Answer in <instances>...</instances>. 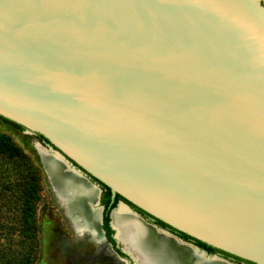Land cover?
Listing matches in <instances>:
<instances>
[{
    "label": "water",
    "instance_id": "95a60500",
    "mask_svg": "<svg viewBox=\"0 0 264 264\" xmlns=\"http://www.w3.org/2000/svg\"><path fill=\"white\" fill-rule=\"evenodd\" d=\"M67 2L0 0V117L97 188L103 242L91 179L111 202L264 264V0ZM115 207L113 238L135 264Z\"/></svg>",
    "mask_w": 264,
    "mask_h": 264
},
{
    "label": "bare ground",
    "instance_id": "6f19581e",
    "mask_svg": "<svg viewBox=\"0 0 264 264\" xmlns=\"http://www.w3.org/2000/svg\"><path fill=\"white\" fill-rule=\"evenodd\" d=\"M38 145L35 144V150L51 179L60 186L64 185L68 192L66 199L59 191L58 199L74 230L88 233L92 242H103L98 228L100 211L97 188L73 170L63 165L58 166L50 152ZM72 202L78 206L77 210L72 208ZM111 219L119 241L135 264H229L214 257L205 258L206 256L197 254L189 245L143 223L121 204L114 208Z\"/></svg>",
    "mask_w": 264,
    "mask_h": 264
},
{
    "label": "rangeland",
    "instance_id": "374dc122",
    "mask_svg": "<svg viewBox=\"0 0 264 264\" xmlns=\"http://www.w3.org/2000/svg\"><path fill=\"white\" fill-rule=\"evenodd\" d=\"M0 133L9 136L39 170L41 189L36 209V220L39 226V251L35 264H130L128 261L118 258L105 241L92 242L88 233L74 230L71 222L65 216L64 210L57 202L43 172L34 147L39 143L35 136L25 130L17 129L1 119ZM3 168L4 166H0V250L9 248L20 251L15 238L16 224L20 214L12 204L13 197L6 198L10 192L4 191L3 195L1 189L3 183L12 180L13 177L5 178V173H2Z\"/></svg>",
    "mask_w": 264,
    "mask_h": 264
},
{
    "label": "trees",
    "instance_id": "16d2710c",
    "mask_svg": "<svg viewBox=\"0 0 264 264\" xmlns=\"http://www.w3.org/2000/svg\"><path fill=\"white\" fill-rule=\"evenodd\" d=\"M0 119L8 124L13 125L15 128L23 131L25 130L20 125H17L7 119L0 117ZM38 141H41L45 144L48 142L39 135H34ZM0 166H4L2 173H5V178L13 177L12 180H8L3 183L1 186L2 193L4 195L5 192H10V195L6 197L9 199L13 197V206L16 211L20 214L19 221H17L16 229L17 232L15 238L17 239L16 243L19 249H9L4 248L0 250V264H35L38 259V251H39V243H38V233L39 226L36 220V209L37 203L40 199L39 192L41 189V178L39 174V170L37 166L33 164L31 159L22 151V149L17 146L9 136L0 133ZM94 183H96L102 190L101 193V206H104V211L102 214V229L105 232V236L108 238L109 243L113 246V249L120 256L129 259L127 255H125L117 243V241L113 238L114 231L110 227V219L109 213L110 210L115 207L118 202H123L135 212H137L144 219H149L155 222L158 226L169 230L170 232L176 234L177 236L187 240L189 242H193L211 252L220 253L226 257H230L237 262H245L251 264L250 262L243 261L239 258L230 256L226 253L220 252L216 249H213L204 243H201L191 237L178 232L167 225L161 223L160 221L153 219L145 212L140 209L134 207L124 199H122L119 195H116L113 201L111 202V194L108 187L99 183L95 179H91ZM116 246V248H115Z\"/></svg>",
    "mask_w": 264,
    "mask_h": 264
},
{
    "label": "flooded vegetation",
    "instance_id": "af4514ba",
    "mask_svg": "<svg viewBox=\"0 0 264 264\" xmlns=\"http://www.w3.org/2000/svg\"><path fill=\"white\" fill-rule=\"evenodd\" d=\"M42 145H44V146H46L47 144H45V143H43V142H41V141H39ZM92 181V180H91ZM93 182V181H92ZM101 193H102V190H101ZM100 200H101V197H100ZM100 205H101V203H100ZM103 206V205H102ZM104 207V206H103ZM148 222H150V223H152V224H155V222H153L152 220H149V219H146ZM157 227H159V228H161V229H163V230H166V231H168V232H170L169 230H167V229H165V228H162L161 226H158L157 224H155ZM170 233H172V232H170ZM172 234H174V233H172ZM175 236H177L176 234H174ZM178 238H180L182 241H184V242H187V243H189V244H192L193 246H195V247H197L198 248V250L200 251V252H204V254H205V256H203L202 254H200V253H198L197 251H195L193 248H191V247H189V248H191V249H193L197 254H199V255H201V256H203V257H205V258H213L214 256H217V257H220V258H223V259H225V260H227V261H229V262H231V263H233V264H248V263H245V262H237L236 260H234V259H232V258H230V257H226V256H224V255H222V254H220V253H216V252H211V251H209V250H207V249H205V248H203V247H201V246H199V245H197V244H194L193 242H189V241H187V240H184L183 238H181V237H179V236H177ZM106 243L107 244H109V241H108V238L106 237ZM181 244V243H180ZM112 246V245H111ZM120 246V245H119ZM187 246V245H186ZM115 248H116V246H115ZM112 249H113V246H112ZM113 251H114V253H115V255L118 257V258H124V257H122V256H120L119 254H117L116 252H115V250L113 249ZM124 259H126L130 264H133L132 263V261L130 260V259H127V258H124ZM215 259V258H214ZM218 260V259H217Z\"/></svg>",
    "mask_w": 264,
    "mask_h": 264
},
{
    "label": "snow or ice",
    "instance_id": "6c2138e0",
    "mask_svg": "<svg viewBox=\"0 0 264 264\" xmlns=\"http://www.w3.org/2000/svg\"><path fill=\"white\" fill-rule=\"evenodd\" d=\"M55 3H56V6L58 7L71 6V4L67 2V0H55ZM36 6L41 7L43 5L38 3Z\"/></svg>",
    "mask_w": 264,
    "mask_h": 264
}]
</instances>
